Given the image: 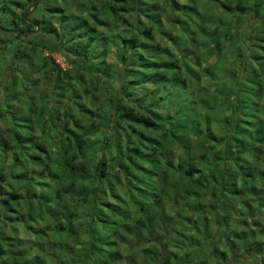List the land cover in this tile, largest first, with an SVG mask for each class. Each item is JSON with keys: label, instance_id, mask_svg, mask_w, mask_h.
<instances>
[{"label": "trees", "instance_id": "trees-1", "mask_svg": "<svg viewBox=\"0 0 264 264\" xmlns=\"http://www.w3.org/2000/svg\"><path fill=\"white\" fill-rule=\"evenodd\" d=\"M36 1L0 0V32L12 38L5 45L0 40L4 58L35 53L36 40L30 52L13 46L36 30L26 19ZM42 4L47 0L29 18L40 36L55 37L82 62L81 79L50 59L58 87L70 93L66 104L74 108L54 110L52 100L45 104L41 97L44 105L31 100L21 117L9 109L24 103L26 81L0 84L7 93L0 98V121H12L8 130L0 125V264H41L48 244L56 250L53 264H122L123 245L131 255L127 264L239 261L236 251L243 256L253 239L236 229L247 222L246 212L256 219L264 210L256 199L264 192V0H77L51 4L35 18ZM69 6L77 14L66 11ZM250 12L258 16V36L251 31L239 39L235 27ZM110 18L116 34L107 37L100 29ZM112 45L113 64L107 60ZM44 59L42 68L51 64ZM86 71L122 77L108 118L79 102L76 87ZM84 94L95 102V94ZM37 116L49 124L42 137L34 132ZM94 117L103 121L101 134L111 130L101 146L90 140L99 133L95 124L81 126ZM60 119L74 129L64 128L57 139L50 124ZM36 167L42 176L32 175ZM38 183L45 185L40 192ZM26 207L31 224L45 222L32 227L39 241L17 238L13 223ZM216 218L223 219L213 233Z\"/></svg>", "mask_w": 264, "mask_h": 264}, {"label": "rangeland", "instance_id": "rangeland-1", "mask_svg": "<svg viewBox=\"0 0 264 264\" xmlns=\"http://www.w3.org/2000/svg\"><path fill=\"white\" fill-rule=\"evenodd\" d=\"M57 1V2H56ZM47 0V5H41V8L39 9V11L35 12L34 17H40L42 13L46 12V10H48V8L52 5H59V4H64V2L66 3H72V2H76L77 0ZM59 3V4H58ZM32 10V7L29 9ZM74 12L75 14H77V11L72 9L70 6L67 7L66 11H70ZM248 19H244L243 21H238L237 26L235 27L237 32H238V37L239 39L241 38V36L246 33L249 34L248 32L251 31L254 34L256 32L257 36L259 33V27L257 29H255L257 27V23L259 22L258 19L254 20L256 16V14H254V12H250L248 14ZM254 20V21H253ZM113 19L110 18V20L108 21V26L106 28H101L100 31L104 32L105 30H107L105 32L107 37L113 36L114 34H116V27H112L111 24H113ZM28 34V33H26ZM252 34V35H253ZM9 39H12L9 35L1 33L0 32V40H2V42H4V45L6 44V41H8ZM32 40H36L37 42H40V44L37 46L36 50L34 51V54H30L27 53L28 55L26 56H22L20 58H14L13 54H6V57L4 58V54L1 55V53H3V50H0V60H3V62H1V66H0V84L1 85H5L7 83V81H9L11 78H16L18 83H21V80L24 79L26 82L25 86L27 87L26 92H24L23 97H24V103L21 104L20 106L17 105H13L11 107V109L14 111V113L18 116H27L29 114V106H30V102L31 100L35 99L40 102L41 97H45L44 99V103L46 104L47 98L50 100H52L51 102V106L54 110H56L58 107H63L65 109V111H69L70 109H73L74 107L72 105H67L66 103L69 100V95L70 93L68 92V90H63V87L61 89V87H58L60 85L57 84L56 81V71L54 70V67L51 63L50 59L55 60L56 64L59 65L64 71L65 73L74 76L75 78H80L81 79V61H79L77 58H75L73 55H70L68 53L65 52L64 49L61 48L60 43H58L57 39L55 37H51L48 35H39L38 34H34L31 33L30 37H23L19 40H17L15 42V45L13 46L15 47H19L20 50L22 51H29L32 50L33 46V42ZM238 41V40H237ZM239 41H244V39L239 40ZM86 42V39L84 41V43ZM45 44H48L49 47H45ZM83 43V44H84ZM7 46V45H6ZM96 47L98 48L99 51H102L106 45H105V40H100L98 41V43L96 44ZM116 47V45H112V51L108 54L107 56V60L109 62L116 63L115 58V51L114 48ZM30 52V51H29ZM230 57V55H229ZM46 61L49 62L50 61V66H46L45 68H42V65ZM212 62L216 61V57H213V59H211ZM40 68V72L39 71ZM112 68L116 71H119V66H117V64H115L114 66H112ZM91 67L89 66V71H90ZM86 80L84 81V83H82L83 85H78L76 87V91L78 92V96H80L79 102L81 104H84V108L87 110H91L92 112H95L96 114H102L104 115L106 118H108V116H111V114L114 112L115 107L114 105L111 103V100L116 97L117 93L121 92V86H120V80H121V75L119 72H117V74L115 75L114 78H105L106 75H101L98 76V74L96 75V73H91V72H87L86 71ZM90 73V74H89ZM95 78V80L100 81L98 84V91L95 92L93 90L94 86H95V80L92 79ZM68 83V80L64 77L63 78V84ZM57 87V88H56ZM88 90L89 92H92L93 94H95V102L91 101V98L89 96H85L84 91ZM1 91V90H0ZM7 93L3 90L0 93V98L1 100H4L6 97ZM194 99V98H193ZM59 100V101H58ZM42 102V104H43ZM44 105V104H43ZM77 110V108L75 109V111ZM200 113V112H199ZM55 115L57 116V114L55 113ZM60 118H62V116H60ZM43 117H36L34 120V132L36 136L42 137V132H44V129H48V125H43L42 122ZM65 119V118H64ZM11 119H6L5 121H0V125H1V129L3 130H8L12 127L11 124ZM92 124H95V129L97 130L99 129V133L97 134V136H93L90 140L91 141H95L97 142V146H101L102 144L105 143V137L106 136H110L111 134V130H109L106 134H101L104 130V126H103V121H100V119L98 117H94L93 119L89 120V121H85L83 123H81V126H84L85 128H89ZM53 127V131L52 134H58L57 139H59L60 137H62V135H60V133H64L65 130L64 128H70V129H74L73 128V123L69 124L68 126L65 125V120L60 119L57 122V126H54L53 124H50ZM57 132V133H56ZM49 148L51 149L52 152L56 151L55 150V145L54 146H49ZM94 152L92 150L91 153H89V155L93 158L94 157ZM176 159L173 160H177V155ZM101 157V155H100ZM99 155H97V158H100ZM13 160L10 157L9 159H7L5 161V165H7V167L11 166ZM34 173H32V175L35 176H42L43 173H41V170L37 169V167L35 168V170L33 171ZM44 184L43 183H38L37 187L35 188V190L37 192H40L41 190H43L44 188ZM125 194V193H124ZM261 197L263 199H261L260 197L256 199H260V201L263 203L264 205V192H262ZM249 203L251 205H253L254 207H257L254 203H255V198H249L248 199ZM180 206H184V204H180ZM168 212L172 213L170 211V207H167ZM252 210V209H251ZM183 211V210H182ZM254 211V210H253ZM28 209L27 207L25 208L23 214L24 217L20 218L19 216L16 217V219L14 220L13 225L16 227L17 230V238H20L23 242H27V243H31V242H35L36 240L39 241V238L37 236V233L35 234L34 232H32V227L35 226L37 227V229H41L44 227L45 222L41 223L37 220V222L35 223V225H33V223L31 224V222L28 221ZM255 212V211H254ZM253 212V213H254ZM256 213V212H255ZM255 215V214H254ZM34 218L36 219V215H33ZM252 214H250V212H246V220L247 222L244 223L243 225L239 226L240 228L236 229L238 231H242V232H247L245 234L249 235L253 240L248 239L250 244L249 247V251H244L245 254L243 256L242 253L243 251H236L235 253V257H238L239 261L237 262H232L233 260H229V261H224V264H264V210L261 211V213L259 212L258 215H255V218H252ZM221 217V216H218ZM216 218V220H212L214 223H212L211 225V229L212 232L214 233L215 230H217L219 228L220 221L222 220ZM46 224H48V222H50L51 227L54 228V225L52 224V220L50 221V219H48L46 217ZM230 220H232V217L230 218ZM86 223V222H84ZM232 228H234V226H231ZM232 228L229 227L228 230H231ZM10 230L12 231V228H7L6 229V233L5 236H9L11 235ZM234 230V229H233ZM28 231V232H27ZM256 231L255 235H252L250 232ZM168 235L166 236L165 241L168 242V240H172V232L167 231ZM166 235V234H165ZM176 238H178L176 236ZM84 239H86V236H84ZM43 241V240H42ZM41 241V243H43ZM127 241H131L127 239ZM172 243V242H171ZM169 245V247L175 251L176 247L174 244ZM128 247L126 245H123L121 247V253L123 254L124 258H125V263L123 262L122 264H127L126 261L130 260L131 255L128 252ZM56 251L54 249V247L52 245H47V249L45 250V253H43V257L45 259V263L44 264H53L52 258H55V253L54 251ZM180 257L183 256V254H181V252H179ZM36 258V257H35ZM135 262L138 264L139 260H135ZM226 262V263H225ZM41 263V264H43ZM132 263L134 264V261H132ZM190 263V262H189ZM212 264H215L214 262H212Z\"/></svg>", "mask_w": 264, "mask_h": 264}, {"label": "water", "instance_id": "water-1", "mask_svg": "<svg viewBox=\"0 0 264 264\" xmlns=\"http://www.w3.org/2000/svg\"><path fill=\"white\" fill-rule=\"evenodd\" d=\"M41 2H42V0H37V1L34 3V5H33L32 10H29V11L27 12V15H26V19H27V21H28L30 24H32L33 26L37 27L35 31L31 32V33H34V34H38V33L40 32V28H39V26H38L33 20H31L29 17H30V15H31V12H32L33 10H35V9L40 5ZM0 30H4V28H2V27L0 26ZM7 31L10 32V33H13V34H18V33H19V32L16 31V30H7ZM25 33H28V32H25Z\"/></svg>", "mask_w": 264, "mask_h": 264}]
</instances>
